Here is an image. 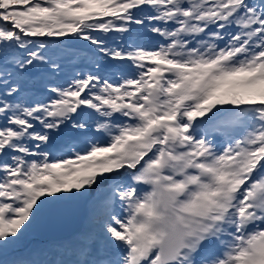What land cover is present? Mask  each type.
<instances>
[{
    "label": "snow or ice",
    "instance_id": "obj_1",
    "mask_svg": "<svg viewBox=\"0 0 264 264\" xmlns=\"http://www.w3.org/2000/svg\"><path fill=\"white\" fill-rule=\"evenodd\" d=\"M70 200L18 264H264V0H0V252Z\"/></svg>",
    "mask_w": 264,
    "mask_h": 264
},
{
    "label": "rangeland",
    "instance_id": "obj_2",
    "mask_svg": "<svg viewBox=\"0 0 264 264\" xmlns=\"http://www.w3.org/2000/svg\"><path fill=\"white\" fill-rule=\"evenodd\" d=\"M76 39L73 38H67L64 37V39L61 41L60 46H70L69 44H72L71 41H75ZM69 41V42H68ZM67 42V43H66ZM58 44V43H56ZM71 47V46H70ZM69 58L65 57L62 60L63 62H67ZM64 66V65H63ZM63 68V67H62ZM40 88V80L37 81L36 87ZM87 205L82 200H70L67 202H63L60 205L57 206L56 210L50 213H46L41 217V219L35 224V229H31L23 238L22 240L13 246L12 248L8 249L6 252V257L4 258V254L6 252H0V260L9 261L10 255L12 254H20L21 252L24 253L25 258L29 261H34V257L38 256V258H42L46 253L47 246L50 244H54L56 238H54L55 234L59 232L60 230L58 225H64L63 220H69V221H80L83 220V222H86V216H87ZM59 214H64L62 217ZM68 216H65V215ZM43 221V222H42ZM73 224V222H71ZM39 231V233L34 234L35 231ZM34 234V235H31ZM49 235V240L46 239V235ZM27 253V254H26ZM26 261V260H25Z\"/></svg>",
    "mask_w": 264,
    "mask_h": 264
},
{
    "label": "bare ground",
    "instance_id": "obj_3",
    "mask_svg": "<svg viewBox=\"0 0 264 264\" xmlns=\"http://www.w3.org/2000/svg\"><path fill=\"white\" fill-rule=\"evenodd\" d=\"M87 210V209H86ZM59 215H61V217L64 215V214H59ZM65 216H68L67 214L65 215ZM64 221V225H58V227L61 229V230H63L64 229V231L65 232H63V235L64 236H66V235H72V237L74 236V234L80 229V228H78V229H75V230H73L75 227H76V221H69V220H63ZM71 222H73V224H71ZM73 225V226H72ZM71 227V228H70ZM70 229L71 230H73V231H70ZM45 261H52V259L50 258V257H48V258H46L45 259Z\"/></svg>",
    "mask_w": 264,
    "mask_h": 264
}]
</instances>
